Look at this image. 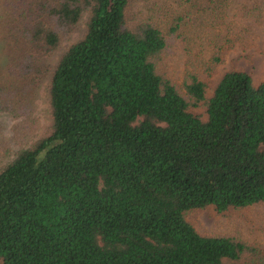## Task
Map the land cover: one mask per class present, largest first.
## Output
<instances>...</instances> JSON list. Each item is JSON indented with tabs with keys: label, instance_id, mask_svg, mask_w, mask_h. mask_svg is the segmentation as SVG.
I'll use <instances>...</instances> for the list:
<instances>
[{
	"label": "trees",
	"instance_id": "16d2710c",
	"mask_svg": "<svg viewBox=\"0 0 264 264\" xmlns=\"http://www.w3.org/2000/svg\"><path fill=\"white\" fill-rule=\"evenodd\" d=\"M129 2L0 0L17 48L14 82L0 76L5 111L87 13L50 77V124L0 167L1 263L264 264L243 236L186 217L264 202V79L228 69L208 92L187 68L180 89L161 67L168 32L129 24Z\"/></svg>",
	"mask_w": 264,
	"mask_h": 264
},
{
	"label": "rangeland",
	"instance_id": "374dc122",
	"mask_svg": "<svg viewBox=\"0 0 264 264\" xmlns=\"http://www.w3.org/2000/svg\"><path fill=\"white\" fill-rule=\"evenodd\" d=\"M86 18L84 13L71 31L62 32L58 46L42 59L43 71L28 99L13 110H0V167L50 124L51 74L62 53L83 33ZM127 18L129 24L149 20L168 32L161 67L180 89H185L187 68L208 82V92L228 69L248 72L256 84L264 79V0H130ZM4 33L0 27V76L11 85L7 61L17 48ZM213 55L220 60L212 61ZM193 110L203 113L202 106ZM186 217L201 233L238 234L264 251V202L224 213L208 206Z\"/></svg>",
	"mask_w": 264,
	"mask_h": 264
}]
</instances>
